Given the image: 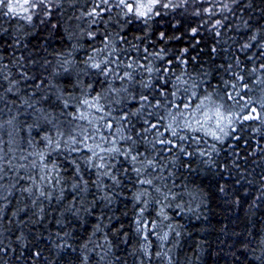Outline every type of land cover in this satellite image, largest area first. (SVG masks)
<instances>
[{
	"label": "trees",
	"instance_id": "1",
	"mask_svg": "<svg viewBox=\"0 0 264 264\" xmlns=\"http://www.w3.org/2000/svg\"><path fill=\"white\" fill-rule=\"evenodd\" d=\"M47 2L0 8V264H264V0H159L146 17L119 0ZM103 60L107 78L90 67ZM98 94L113 126L89 143L121 150L94 158L104 168L83 145L54 150L90 127L73 116ZM209 94L229 135L213 119L220 140L173 138L168 113Z\"/></svg>",
	"mask_w": 264,
	"mask_h": 264
},
{
	"label": "snow or ice",
	"instance_id": "2",
	"mask_svg": "<svg viewBox=\"0 0 264 264\" xmlns=\"http://www.w3.org/2000/svg\"><path fill=\"white\" fill-rule=\"evenodd\" d=\"M107 2V0H105ZM43 0H0V8H7V12L4 13L5 15L7 14H13V15H20L22 13H28L29 9H35L38 7L39 4H42ZM159 3V0H119V4L123 6L124 8L127 9V13L134 14L137 17H146L148 14L153 12V8L156 4ZM168 5H164V7H167ZM95 14V12L93 13ZM27 20H31V15H28L25 17ZM219 23V21L217 22ZM195 31V30H194ZM253 40L256 39L255 36L252 37ZM244 48L250 47V45L245 44L243 46ZM110 63L108 60H103L100 62H94L90 64V67L93 69H97L99 72H101L105 78H107L110 74H112V69L108 67H102V65H107ZM131 68V65L128 66ZM260 69L264 70V64L260 65ZM149 72L152 71L151 68L147 69ZM253 72L257 71L256 68L252 69ZM132 74L130 72H125L123 76H120L119 79L122 81L125 79H131ZM238 79L242 80L243 77H239ZM144 87H148L147 84L144 85ZM246 87V86H245ZM89 88H91V85H89ZM235 88V86H234ZM11 90V89H9ZM120 91H123L121 89ZM175 95V94H174ZM195 96L196 94L193 93ZM228 99H232L231 96L228 97ZM101 101V96L98 94L96 97H93L92 99L84 98L80 99L78 101V104L80 108L84 109L79 113V115H74L73 118L76 120L80 121H87L88 125L90 126L89 128H82L79 131L73 130V134L68 137L67 140H64V133L61 132L58 135V138L54 140L50 136H46L44 139L47 140V146L52 147L54 144V150H60L62 146L64 147H69V150L71 152H77L79 153L81 151L80 145H83L85 148H87L91 152V156L88 157V163L90 166H94L97 168H104L105 164L100 163V164H95L94 158L95 159H100L103 160L104 156L107 154H112V153H119L121 150L116 148V147H102L101 144H91L89 141L93 139L95 136L96 132H99L100 127L103 126L105 123L107 124V127L109 129L112 128V122L110 121H105V117L109 115V113L104 111V105L100 103ZM142 102H148V97L143 96L141 97ZM157 106H159V101H157ZM69 107V104L66 102L65 103V108ZM223 105L219 104L216 100L213 99L212 94H209L205 96L203 99L199 100V103L196 104L195 109L191 108V105L188 103H185L183 106V109L179 108L178 106L176 107L175 112H169L168 116L170 118V123L167 125L166 131H171V135L173 138H176L178 140H185L188 139L186 136H181L180 131L181 130H188L189 132H204L205 135L211 136L213 139L220 140L221 135H218L217 131L213 129L212 127H206L207 123L210 120L215 119L216 122V129L219 130L220 133L223 135H229L228 132L224 130V127L221 125L224 124V122H227L226 126H231L233 123V118L232 114L228 113V115H225L224 111H222ZM94 110V112H93ZM256 108H252L251 112L244 116V120H254V119H259V115H253L256 113ZM87 112H92L93 115L95 114H100L97 117V123H93L92 120L89 119V115H87ZM186 113H190V115H185ZM197 115L201 117V119H197ZM125 117H121V119H124ZM15 120V117L7 121L9 125H12ZM147 123V122H146ZM3 125H0L2 127ZM159 127V122L155 124H150L148 128H145L144 131L148 132L151 130H156ZM106 138L101 136L102 142ZM130 139V137L126 138ZM198 139V137H197ZM161 144H164L165 141L161 140ZM167 144L170 146L172 145V140H168ZM104 154V155H102ZM30 155L36 156L38 159H34L32 162V167H37L38 164H43L44 168L47 169V164L45 162V153L44 152H39V153H30ZM191 155V153H189ZM201 155H204V153H201ZM137 159L136 156H132V160L135 161ZM152 162L149 161V164ZM56 165H53V169H55ZM139 171V169H137ZM105 175L108 173L105 172ZM141 183H146L151 185L152 181L147 180V181H141ZM30 191V189H29ZM43 195V193H41ZM143 214V210H141V215ZM141 221H137V231H140V225ZM154 227V225H153ZM147 237H145L146 239ZM168 238V234L165 233L161 239L166 240ZM159 255V253H158Z\"/></svg>",
	"mask_w": 264,
	"mask_h": 264
},
{
	"label": "rangeland",
	"instance_id": "3",
	"mask_svg": "<svg viewBox=\"0 0 264 264\" xmlns=\"http://www.w3.org/2000/svg\"><path fill=\"white\" fill-rule=\"evenodd\" d=\"M52 0H49V2H47V3H50ZM145 2H147V0H145Z\"/></svg>",
	"mask_w": 264,
	"mask_h": 264
},
{
	"label": "bare ground",
	"instance_id": "4",
	"mask_svg": "<svg viewBox=\"0 0 264 264\" xmlns=\"http://www.w3.org/2000/svg\"><path fill=\"white\" fill-rule=\"evenodd\" d=\"M79 62V61H78Z\"/></svg>",
	"mask_w": 264,
	"mask_h": 264
}]
</instances>
